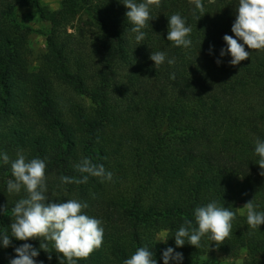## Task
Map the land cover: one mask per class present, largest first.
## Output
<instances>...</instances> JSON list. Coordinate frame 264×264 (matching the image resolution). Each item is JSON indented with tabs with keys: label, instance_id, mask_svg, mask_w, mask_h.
Segmentation results:
<instances>
[{
	"label": "trees",
	"instance_id": "16d2710c",
	"mask_svg": "<svg viewBox=\"0 0 264 264\" xmlns=\"http://www.w3.org/2000/svg\"><path fill=\"white\" fill-rule=\"evenodd\" d=\"M0 264H264V0H0Z\"/></svg>",
	"mask_w": 264,
	"mask_h": 264
},
{
	"label": "rangeland",
	"instance_id": "374dc122",
	"mask_svg": "<svg viewBox=\"0 0 264 264\" xmlns=\"http://www.w3.org/2000/svg\"><path fill=\"white\" fill-rule=\"evenodd\" d=\"M215 1V0H211ZM61 0H40V3L42 6L48 7L50 10H57L59 8ZM18 16L25 26H28L32 29V32L30 33L28 43L33 51L34 57L31 62V68H36L37 61L36 59L38 56L45 52L46 50V44H45V28L44 25L39 21L37 14L33 10H26L21 9L18 10ZM178 33H181V30L177 31ZM237 213L240 216H246L249 213V209L244 204H238L237 207ZM166 234L161 233L157 236L158 241L163 242L165 239ZM246 254L244 252H241L237 258L234 259H228L224 257L220 253H214L212 255L213 258L220 262L228 263V262H237L242 263L245 259Z\"/></svg>",
	"mask_w": 264,
	"mask_h": 264
}]
</instances>
